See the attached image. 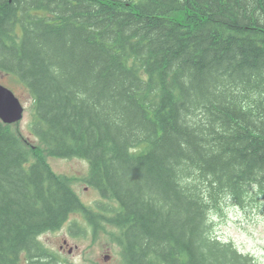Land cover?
<instances>
[{"label":"trees","instance_id":"obj_1","mask_svg":"<svg viewBox=\"0 0 264 264\" xmlns=\"http://www.w3.org/2000/svg\"><path fill=\"white\" fill-rule=\"evenodd\" d=\"M0 71L38 146L87 160L110 202L0 119V264H62L39 237L74 211L118 230L123 264H259L209 212L264 192V0H0Z\"/></svg>","mask_w":264,"mask_h":264},{"label":"rangeland","instance_id":"obj_2","mask_svg":"<svg viewBox=\"0 0 264 264\" xmlns=\"http://www.w3.org/2000/svg\"><path fill=\"white\" fill-rule=\"evenodd\" d=\"M0 84L11 88L25 106L23 118L11 123L12 129L27 144L37 147L36 154L45 155L55 172L72 178L74 191L92 208V212L100 214L99 203L102 201L109 206L110 202L84 180L90 172L88 161L80 157L48 155L46 149L38 146L40 141L31 126L34 99L30 91L17 77L2 71ZM219 206L212 213V210L209 212V222L212 223L210 234L234 243L240 251L255 256L264 264V192L253 190L242 205L226 196ZM66 221L59 229L48 231L40 237L45 246L55 251L62 264H123L121 247L114 240L118 234L114 226L101 221L96 229L81 211H74Z\"/></svg>","mask_w":264,"mask_h":264},{"label":"water","instance_id":"obj_3","mask_svg":"<svg viewBox=\"0 0 264 264\" xmlns=\"http://www.w3.org/2000/svg\"><path fill=\"white\" fill-rule=\"evenodd\" d=\"M24 107L9 88L0 85V117L6 123L17 122L23 117Z\"/></svg>","mask_w":264,"mask_h":264}]
</instances>
